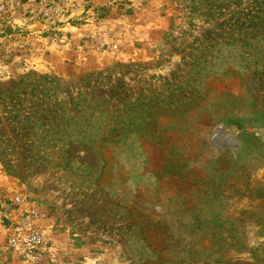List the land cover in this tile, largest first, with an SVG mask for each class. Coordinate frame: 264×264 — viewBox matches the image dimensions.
<instances>
[{
	"label": "rangeland",
	"instance_id": "1",
	"mask_svg": "<svg viewBox=\"0 0 264 264\" xmlns=\"http://www.w3.org/2000/svg\"><path fill=\"white\" fill-rule=\"evenodd\" d=\"M0 264H264V0H0Z\"/></svg>",
	"mask_w": 264,
	"mask_h": 264
},
{
	"label": "built area",
	"instance_id": "2",
	"mask_svg": "<svg viewBox=\"0 0 264 264\" xmlns=\"http://www.w3.org/2000/svg\"><path fill=\"white\" fill-rule=\"evenodd\" d=\"M13 202L22 204V195H16ZM37 213L11 221L4 233L5 249L32 262L44 261L49 252L46 233L36 221Z\"/></svg>",
	"mask_w": 264,
	"mask_h": 264
}]
</instances>
